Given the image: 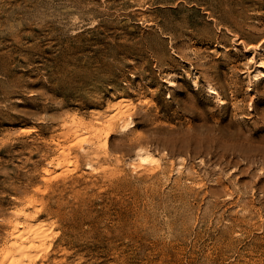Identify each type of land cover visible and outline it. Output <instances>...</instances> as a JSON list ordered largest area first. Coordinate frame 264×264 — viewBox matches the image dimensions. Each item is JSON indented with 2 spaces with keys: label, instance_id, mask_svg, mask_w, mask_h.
<instances>
[{
  "label": "rangeland",
  "instance_id": "374dc122",
  "mask_svg": "<svg viewBox=\"0 0 264 264\" xmlns=\"http://www.w3.org/2000/svg\"><path fill=\"white\" fill-rule=\"evenodd\" d=\"M261 62L264 0H0V249L37 200L46 264H264Z\"/></svg>",
  "mask_w": 264,
  "mask_h": 264
},
{
  "label": "bare ground",
  "instance_id": "6f19581e",
  "mask_svg": "<svg viewBox=\"0 0 264 264\" xmlns=\"http://www.w3.org/2000/svg\"><path fill=\"white\" fill-rule=\"evenodd\" d=\"M257 66L258 69L253 74V77L254 80L259 81L261 79H264V64L263 62H261ZM211 92L216 93V89L211 88ZM130 105L132 106L131 99L125 96L116 97L109 104L108 109H112L114 112H112V116L110 118L107 117V120L105 119L107 125H105L103 129H92L94 132L93 138L95 142L98 139V141L106 147L108 145V139L111 133L117 131L118 128H123L124 130L128 129L129 125L133 123V121H130L132 119V108ZM98 113L99 110L97 109L90 110V114H92L93 116L96 114L98 115ZM32 130L35 129H33L32 127L21 128V131L23 132H31ZM68 130L69 133L64 135V137H73L75 135H78V133L72 131V129ZM64 156L66 157V155ZM88 156L95 159L96 157H98L93 152V150L89 153ZM137 156L144 162H148L156 158L152 154V152L144 147L138 149ZM61 164L62 163H59V165ZM90 166L92 165L90 164ZM40 202L42 204V207L36 205L37 200H29L28 202H24L21 206H18L15 212L13 211V213H15V218L12 222H10L11 228L7 233V237L9 239L0 249V264H39L40 260H43L41 264H46L50 260L51 255L47 253V251L45 252L44 248L42 250V247L44 246L46 240V238H42L44 235V231H41L39 228H34L33 224L34 221L39 217V215H41L40 213L44 211L43 207L45 208V206H48V204L46 205L45 202Z\"/></svg>",
  "mask_w": 264,
  "mask_h": 264
}]
</instances>
